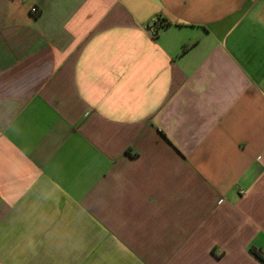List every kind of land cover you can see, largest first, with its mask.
<instances>
[{"label":"crops","instance_id":"obj_1","mask_svg":"<svg viewBox=\"0 0 264 264\" xmlns=\"http://www.w3.org/2000/svg\"><path fill=\"white\" fill-rule=\"evenodd\" d=\"M251 248L264 0H0V264H264Z\"/></svg>","mask_w":264,"mask_h":264},{"label":"trees","instance_id":"obj_2","mask_svg":"<svg viewBox=\"0 0 264 264\" xmlns=\"http://www.w3.org/2000/svg\"><path fill=\"white\" fill-rule=\"evenodd\" d=\"M155 25H159V26H161V27H163V28H166V27H168L170 24H169V23H166V24H165V22H164L163 20L159 19V20H157V22L155 23ZM250 251H251V252L255 255V257H257L258 259H260V260H264V258L260 255V253H259L255 248H251Z\"/></svg>","mask_w":264,"mask_h":264},{"label":"built area","instance_id":"obj_3","mask_svg":"<svg viewBox=\"0 0 264 264\" xmlns=\"http://www.w3.org/2000/svg\"><path fill=\"white\" fill-rule=\"evenodd\" d=\"M31 12L33 13V14H38V9L37 8H32L31 9ZM150 31H151V33L154 35L155 33H156V30L154 29V28H150Z\"/></svg>","mask_w":264,"mask_h":264}]
</instances>
